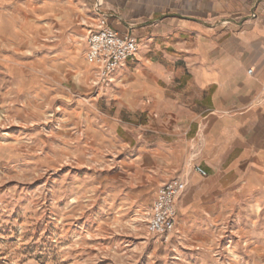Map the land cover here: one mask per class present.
Segmentation results:
<instances>
[{
    "label": "rangeland",
    "instance_id": "1",
    "mask_svg": "<svg viewBox=\"0 0 264 264\" xmlns=\"http://www.w3.org/2000/svg\"><path fill=\"white\" fill-rule=\"evenodd\" d=\"M89 5L0 0V264H264V187H243L246 174L173 173L206 187L178 207L174 233L149 234L170 181L145 127L100 115Z\"/></svg>",
    "mask_w": 264,
    "mask_h": 264
},
{
    "label": "crops",
    "instance_id": "2",
    "mask_svg": "<svg viewBox=\"0 0 264 264\" xmlns=\"http://www.w3.org/2000/svg\"><path fill=\"white\" fill-rule=\"evenodd\" d=\"M89 2L92 31L105 18L139 46L101 89L108 110L100 115L146 128L144 151L164 181L195 163L214 177L240 182L246 174L243 187H264V0ZM65 12L71 24L73 10ZM187 182L180 212L190 192L206 187L198 176Z\"/></svg>",
    "mask_w": 264,
    "mask_h": 264
},
{
    "label": "built area",
    "instance_id": "3",
    "mask_svg": "<svg viewBox=\"0 0 264 264\" xmlns=\"http://www.w3.org/2000/svg\"><path fill=\"white\" fill-rule=\"evenodd\" d=\"M88 43L87 60L96 68L97 86L110 83L115 71L127 60L135 58L139 51L134 39L113 31L105 18L101 19L99 28L90 33ZM195 172L202 177L208 176L201 166H196ZM187 187L185 179L176 178L158 189L148 214L150 235L167 238L175 232L179 218L178 203Z\"/></svg>",
    "mask_w": 264,
    "mask_h": 264
},
{
    "label": "bare ground",
    "instance_id": "4",
    "mask_svg": "<svg viewBox=\"0 0 264 264\" xmlns=\"http://www.w3.org/2000/svg\"><path fill=\"white\" fill-rule=\"evenodd\" d=\"M88 62H89V61H88ZM89 63H90V62H89ZM90 64H91V63H90ZM187 183H188V182H187ZM185 193H186V192H185ZM185 193L183 194V196L185 195ZM183 196H182V197H183ZM182 197H181V198H182ZM180 200H181V199H180ZM180 200H179V201H180Z\"/></svg>",
    "mask_w": 264,
    "mask_h": 264
}]
</instances>
